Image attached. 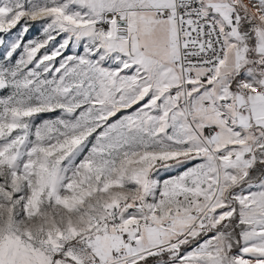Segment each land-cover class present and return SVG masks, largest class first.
Wrapping results in <instances>:
<instances>
[{
  "label": "rangeland",
  "instance_id": "1",
  "mask_svg": "<svg viewBox=\"0 0 264 264\" xmlns=\"http://www.w3.org/2000/svg\"><path fill=\"white\" fill-rule=\"evenodd\" d=\"M172 2L0 0V264H264V16L241 0L225 58L184 89ZM126 204L143 216L111 222Z\"/></svg>",
  "mask_w": 264,
  "mask_h": 264
},
{
  "label": "built area",
  "instance_id": "2",
  "mask_svg": "<svg viewBox=\"0 0 264 264\" xmlns=\"http://www.w3.org/2000/svg\"><path fill=\"white\" fill-rule=\"evenodd\" d=\"M208 0H173L171 6L160 9L159 17L172 18L177 25V49L178 65L181 70V86L184 89L190 87L191 83L198 79H206L213 75L216 67L225 58L227 50V40L225 34L232 26L238 23V8L241 0H231L233 7L229 10L228 20L220 23L210 12ZM119 15V14H118ZM116 15L113 19L122 21V17ZM108 19L98 23V29H106ZM201 72V73H200ZM231 82H229L230 84ZM240 91L247 95L251 92L260 91L261 88L254 84L252 88L238 84ZM204 106L209 103L204 101ZM215 106L224 115V121L228 125H233L236 121L237 111L227 114L229 109H235L236 99L232 90H221L215 98ZM142 208L138 204H126L109 209L112 211L111 222L121 223L126 214H139L143 216ZM137 221L135 225H139ZM93 242L91 236L81 237L74 244V251L77 254L93 256ZM86 259V258H85Z\"/></svg>",
  "mask_w": 264,
  "mask_h": 264
},
{
  "label": "crops",
  "instance_id": "3",
  "mask_svg": "<svg viewBox=\"0 0 264 264\" xmlns=\"http://www.w3.org/2000/svg\"><path fill=\"white\" fill-rule=\"evenodd\" d=\"M210 0H208V5L210 6V10H211V13L217 18V20L221 23V22H225L226 18H224V16L219 12L217 11L216 9V12L214 11L213 7L211 6L210 4ZM264 16V15H263ZM225 37H226V40H229V43H234V40L233 37L226 32L225 34ZM253 69H251L250 66H247L244 70H242V72L240 73L239 77H238V82L242 83V82H245V84H255V81H256V75H254L253 73Z\"/></svg>",
  "mask_w": 264,
  "mask_h": 264
},
{
  "label": "bare ground",
  "instance_id": "4",
  "mask_svg": "<svg viewBox=\"0 0 264 264\" xmlns=\"http://www.w3.org/2000/svg\"><path fill=\"white\" fill-rule=\"evenodd\" d=\"M243 2L246 1V3L250 6L252 10L255 12H260V14L264 15V11H262L263 7L259 0H242ZM123 22V21H121Z\"/></svg>",
  "mask_w": 264,
  "mask_h": 264
},
{
  "label": "water",
  "instance_id": "5",
  "mask_svg": "<svg viewBox=\"0 0 264 264\" xmlns=\"http://www.w3.org/2000/svg\"><path fill=\"white\" fill-rule=\"evenodd\" d=\"M120 23L117 24V37L119 38H125L127 36V28L124 23L119 21Z\"/></svg>",
  "mask_w": 264,
  "mask_h": 264
}]
</instances>
